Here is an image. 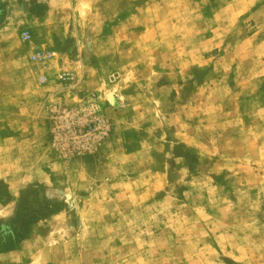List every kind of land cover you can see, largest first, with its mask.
Here are the masks:
<instances>
[{
  "label": "rangeland",
  "instance_id": "rangeland-1",
  "mask_svg": "<svg viewBox=\"0 0 264 264\" xmlns=\"http://www.w3.org/2000/svg\"><path fill=\"white\" fill-rule=\"evenodd\" d=\"M0 264H264V0H0Z\"/></svg>",
  "mask_w": 264,
  "mask_h": 264
},
{
  "label": "built area",
  "instance_id": "built-area-1",
  "mask_svg": "<svg viewBox=\"0 0 264 264\" xmlns=\"http://www.w3.org/2000/svg\"><path fill=\"white\" fill-rule=\"evenodd\" d=\"M23 37L25 40H28L31 38V34L30 32L28 31H25L23 33ZM56 54L55 51H52V50H40L38 51L37 53L33 54L32 58L34 60H38V61H44V60H47L51 57H53L54 55ZM61 79H67L69 78V76H66L65 75H61L60 76ZM41 83H45L47 81V78L46 77H41ZM69 109H62L60 110L59 112V116L60 118L62 119L63 117H65V123L68 124V127L72 128L70 130V134H73L75 137L74 139L70 142V144H68L69 146H72L73 149H75L77 147V136H78V133L79 132H82V130H86L88 133L92 134L94 132H96L97 130H101V128H104V127H108V123L106 122V120L104 118H101V117H97L95 120H93L92 122H89L87 123L84 127L81 126V125H77L76 124V121H75V124L74 126L72 127L71 126V119L76 115L75 113L74 114H71Z\"/></svg>",
  "mask_w": 264,
  "mask_h": 264
},
{
  "label": "bare ground",
  "instance_id": "bare-ground-1",
  "mask_svg": "<svg viewBox=\"0 0 264 264\" xmlns=\"http://www.w3.org/2000/svg\"><path fill=\"white\" fill-rule=\"evenodd\" d=\"M111 98V97H110Z\"/></svg>",
  "mask_w": 264,
  "mask_h": 264
}]
</instances>
